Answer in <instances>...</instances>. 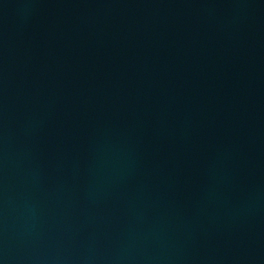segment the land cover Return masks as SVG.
<instances>
[{"label":"water","instance_id":"95a60500","mask_svg":"<svg viewBox=\"0 0 264 264\" xmlns=\"http://www.w3.org/2000/svg\"><path fill=\"white\" fill-rule=\"evenodd\" d=\"M0 264H264V0H0Z\"/></svg>","mask_w":264,"mask_h":264}]
</instances>
